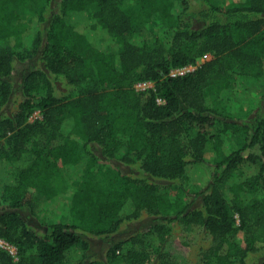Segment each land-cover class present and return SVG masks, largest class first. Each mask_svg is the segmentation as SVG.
<instances>
[{"label": "trees", "instance_id": "1", "mask_svg": "<svg viewBox=\"0 0 264 264\" xmlns=\"http://www.w3.org/2000/svg\"><path fill=\"white\" fill-rule=\"evenodd\" d=\"M123 1L0 0V239L18 250L0 264H189L164 250L175 224L207 239L196 264H264V98L227 114L243 79H264V0ZM34 60L17 99L15 64ZM144 81L154 87L137 91ZM83 156L119 163L109 187L75 190L68 220L37 231L21 214L32 191L55 198L60 166ZM195 165L210 168L200 207L172 194ZM144 215L146 229L88 259V236Z\"/></svg>", "mask_w": 264, "mask_h": 264}, {"label": "rangeland", "instance_id": "2", "mask_svg": "<svg viewBox=\"0 0 264 264\" xmlns=\"http://www.w3.org/2000/svg\"><path fill=\"white\" fill-rule=\"evenodd\" d=\"M237 1L239 0H225L227 3ZM56 3L57 2L51 3V5L47 8V12H51L56 6ZM122 6L132 12H135L136 10V3L133 0H124ZM12 9L15 10L16 14H19L20 22L23 23L24 12L28 9L25 11L24 6H14ZM113 46L116 47V45ZM37 60L27 61L24 63H20L18 61L19 63L15 64L13 81L15 83L16 90L15 97L17 99H20L19 89L23 75L22 72L24 69L27 70L37 65ZM199 62L202 63V60L199 59ZM240 85V89L238 90L235 99L227 103V114H231L233 117L246 114L253 107L260 104L264 98V79L245 78L241 81ZM56 88L57 94L60 96H68L72 98L77 93V91L72 92L68 89L63 81L58 82L56 84ZM40 118L41 113L36 110L29 118V122H33L38 119L40 120ZM212 157V153L208 149L207 153H205L206 163L211 164ZM88 160V156H83V158H81V160L72 167L65 168L60 166L58 175L51 182L52 185L58 189L56 197L52 200H47L36 191H32V207L22 209L21 214L32 219V224L37 231L38 229L41 231L45 230L46 226L55 221L68 220L69 199L75 190L89 184H101L105 187H109V179L112 178V171L116 170V166L119 165V163L116 161L105 162L97 160L89 165ZM124 170L125 168H122L123 172H125ZM134 170L138 169L134 167ZM209 172L210 168L206 165H195L190 167V172L188 174L189 177L179 180L178 183H171L174 185L177 184L181 187L178 189L172 187V194H177L178 192L186 201L191 202L194 207H200L201 197H198L195 193L201 192L204 188H206L205 186L210 180ZM160 183L164 184L165 182L161 181ZM151 223L152 218L144 215L137 220L123 222L119 229L113 234L88 236V240L90 242L88 259L104 260L106 250L111 246V244L117 243L126 239L129 235L146 229V227ZM207 244V239L200 231L197 233H190L184 231L181 226L175 224L172 236L164 246V250L169 252L174 257L186 260L189 264H196L198 263L199 254L201 250H203V246ZM259 255L260 254L252 256L254 262L258 259L256 257H259Z\"/></svg>", "mask_w": 264, "mask_h": 264}, {"label": "built area", "instance_id": "3", "mask_svg": "<svg viewBox=\"0 0 264 264\" xmlns=\"http://www.w3.org/2000/svg\"><path fill=\"white\" fill-rule=\"evenodd\" d=\"M210 55L206 54L204 56L201 57L202 61H206V59H210ZM198 63L193 64V65H188L182 68H177L174 69L173 71H171V76H181L184 75L186 73H189L191 71H193V69L195 70L197 67ZM153 88V83L150 81H144V82H139L135 85V89L137 91H146L148 89H152ZM157 103L158 104H163L164 101L162 99H157ZM0 250L2 251H6L14 260L18 259V250L17 248L10 244L9 242L5 241L4 239H0Z\"/></svg>", "mask_w": 264, "mask_h": 264}, {"label": "crops", "instance_id": "4", "mask_svg": "<svg viewBox=\"0 0 264 264\" xmlns=\"http://www.w3.org/2000/svg\"><path fill=\"white\" fill-rule=\"evenodd\" d=\"M199 59H201V57L198 58L197 61H196V63H198L197 67H198L200 64H202L203 62H205V61H202V63H200V62H199ZM196 63H195V64H196Z\"/></svg>", "mask_w": 264, "mask_h": 264}]
</instances>
